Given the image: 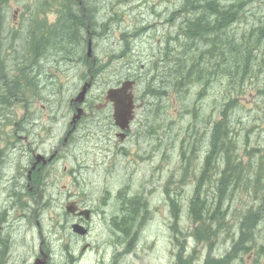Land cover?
<instances>
[{
  "label": "rangeland",
  "instance_id": "rangeland-1",
  "mask_svg": "<svg viewBox=\"0 0 264 264\" xmlns=\"http://www.w3.org/2000/svg\"><path fill=\"white\" fill-rule=\"evenodd\" d=\"M88 1L95 15L97 31V36L92 39L91 54L97 58L96 63L105 66L88 91L87 99L105 93L109 87L128 79L124 78L127 75H138L135 89L138 95L142 96L141 92L147 85L154 89H168L166 95L158 100V108L155 98L149 93L145 96L140 111L146 108L147 102L148 110H144L143 115L146 121L140 126L135 123L125 141L114 136L113 132L110 138L104 134L110 142L102 141L98 128L87 117L72 132L69 143L62 145L66 132L72 126L73 130L76 123L70 124V101L73 102L72 99L87 81L81 80L87 68L82 63L55 60L48 52L31 64L36 72L37 93L30 89L20 103L6 106L3 112L9 115V122H3L4 117L0 116V155H7V160L13 165L19 160L24 163L28 158L26 155H51L57 146L61 147L56 155H89L91 158L94 155H112L114 166L110 165L112 159L108 165L113 168L109 171L111 174L87 176L94 186L90 196L96 200L99 198L98 190L93 189H100L106 184L105 180L112 189L115 187L114 191L122 183H129L131 192L141 197L147 206V215L143 221L131 225L130 233L126 235L119 233L110 222L97 219L92 224L91 234L85 239L96 246L95 251L112 232L113 239L118 241L115 264H182L179 256L185 261L189 259L188 264H204L207 256L218 260L232 245L234 236L231 228L238 231L246 209L256 210L260 200L245 187L247 191L241 187L236 188L232 195H226L222 201L227 206L225 221L228 226L226 230H217L210 240L211 245L206 241L197 242L192 234L196 223L190 217V200L204 168L212 121L218 110L216 106L229 85L232 87L230 97L238 95V105L232 115V125L239 132L237 155L246 163H254L259 155L246 154L252 148H259L264 156V74L260 71L257 76L241 83L238 79L232 82L229 75L219 76L206 83L205 87L196 81L185 85L187 91L176 90L172 87L173 78L165 79L164 71L167 66H175L181 60H174L175 54L183 56L184 61L193 57L178 52L184 42L180 34L183 0ZM31 4L32 0H9L5 9L6 26L13 31L22 30ZM114 14H117L115 20H109V16ZM243 14L245 16L231 27L238 33L246 31L253 22L257 24L258 19L264 21V0H252ZM255 16L258 18L255 19ZM105 20L108 26L101 28ZM125 37L131 47L123 53L122 38ZM16 44L21 56V43ZM166 46L175 49L169 51L168 62L163 63ZM261 51H264V46ZM197 53L198 50L195 51ZM9 64L10 67L14 65ZM162 77L164 81L160 80ZM95 103L98 104V101ZM73 161L69 158L65 164L71 167ZM219 165L220 168L208 170L199 190L201 197L206 196L210 209L213 206L212 197L215 198L218 193V190L216 194L214 191L222 167ZM62 166L63 161L60 160L54 168H58L60 173ZM51 180H57V183L44 186L39 192L21 191L20 187H13V166L0 171V217L9 216L10 223L5 234L11 241L5 252H0L3 264H28L38 248L39 232H50L52 238L64 231L62 220H57V213L64 211L58 201H64L66 191L62 184H68L67 177L48 176V183ZM14 188L18 191L12 190ZM86 193L90 192L87 190ZM174 201L176 208L172 205ZM36 219L39 225H36ZM252 238L250 248L230 259L228 264H264V215L257 223ZM124 241H129V244L123 245ZM95 251H87L82 264H93L98 255ZM25 259L29 260L24 262Z\"/></svg>",
  "mask_w": 264,
  "mask_h": 264
},
{
  "label": "trees",
  "instance_id": "trees-1",
  "mask_svg": "<svg viewBox=\"0 0 264 264\" xmlns=\"http://www.w3.org/2000/svg\"><path fill=\"white\" fill-rule=\"evenodd\" d=\"M8 1L0 0V116L4 117L3 122H9V115L3 112L6 106L12 107L20 103L26 97V91L30 89L33 93H37L36 72L31 64L47 55L48 52H51L55 60L82 63L87 68L81 80L91 81L88 93L105 66V64L96 63L97 58L92 54L87 55L88 38L91 39L92 52V39L97 36L95 15L92 13L89 1L32 0L31 8L26 11L27 20H24L22 30L15 31L6 26L5 9ZM251 3L252 0L229 2L183 0L181 9L183 26L180 34L184 42L178 52L182 55L185 53L187 57L192 55L193 57L190 61H184L183 56L177 57L175 54L173 59L181 58V60L170 68L166 65L164 78H173L172 87L187 91L185 85L191 82L199 81L205 87L206 83L216 80L219 76L229 75L232 82L238 79L241 83L257 76L260 71L264 74V51H261V47L264 46V21L258 19L257 24L253 22L246 31L241 33L231 28L241 20L242 16H245L243 13ZM51 16L53 19H50ZM115 16L117 14L110 15L108 19L115 20ZM257 18L255 16V19ZM100 26L105 28L108 22L105 20ZM122 40V51L126 53L131 45L127 37ZM19 41L22 46L21 56L16 44ZM165 48L166 62L161 57L163 63L168 62L169 51L175 49L173 47L170 49L168 46ZM196 50H198L197 54H195ZM10 62L14 64L12 67ZM129 76L131 75L124 78ZM164 78L160 80L164 81ZM231 90L232 87L229 85L227 92L224 90L220 104L216 106L218 110L212 121L204 168L200 173L195 194L190 200V217L192 222L196 223L192 234L197 242L206 241L211 245L210 240L217 234V230L219 228L226 230L228 225L225 221V209L227 206H224L222 200L226 195H232L236 188H249L248 190L260 200V204L256 210L250 207L246 209L242 216L243 221L238 224V231L235 232L231 228L234 238L230 249L217 258L218 260L207 256L204 264H228L230 259L248 250L252 244L255 227L264 215V156L260 154L259 148H252L246 155H259L254 163L251 161L246 163L238 157L239 132L232 125L233 109L238 105V95L230 97ZM167 91L168 89L163 87L154 89L147 85L141 94L145 96L149 93L155 98V104L159 105L158 100L166 95ZM86 96V100L93 104L95 98L87 99ZM219 164L222 167L219 169L214 191L215 193L218 190V193H215V198L212 197L213 206L210 209L206 196L201 197L199 190L205 176L207 178L208 170L220 168ZM172 205L176 208L175 201ZM179 259L182 264H188L189 259L185 261L182 256H179Z\"/></svg>",
  "mask_w": 264,
  "mask_h": 264
},
{
  "label": "flooded vegetation",
  "instance_id": "flooded-vegetation-1",
  "mask_svg": "<svg viewBox=\"0 0 264 264\" xmlns=\"http://www.w3.org/2000/svg\"><path fill=\"white\" fill-rule=\"evenodd\" d=\"M142 29V28H141ZM140 29V30H141ZM127 30V29H126ZM143 30V29H142ZM138 76V75H137ZM128 79L133 80L134 84L132 87L133 94V109L132 118L128 122V126L121 130L114 121L113 117V105L112 102L106 100V92L100 93L94 99L92 104L86 98L84 99L81 107L83 109L80 118L76 121L73 130H68L63 138L62 145L69 143V138L77 125L84 119L89 117L96 128H98L99 137L102 141L107 139L104 134L110 138L113 132L114 136L118 137L121 141H125L129 138L132 133V126L136 123L140 126V123L146 121L144 117V110L147 109V102H145L146 108L140 111L142 106V100L145 96L138 95L135 90L136 87V76L131 75ZM127 80V79H125ZM124 81V80H123ZM122 81L114 84L111 87H117ZM109 87V88H111ZM108 88V89H109ZM107 91V90H106ZM141 99V101H140ZM98 101V104L95 101ZM153 106V103H151ZM160 104V103H159ZM156 105V104H155ZM158 108L159 105H156ZM76 106L70 101L71 116L75 114ZM154 113V111L152 110ZM156 114V113H154ZM90 121V122H91ZM61 146H57L55 151L51 155H26L28 157L24 163H14V165L7 160V155H0V171L3 172L8 168L14 167V178L13 187H20L21 191H32L39 192L44 186L57 183V180H51L48 183V176L58 175L67 177L66 183L62 184V187L66 191L64 201H58V205H62L64 211L58 212V221L62 220V226L64 231L59 232L58 235L51 238L50 232L42 233L39 232V244L36 252L32 256V260L28 261V264H82L87 257V251H95L96 247L93 243L86 241L88 235L91 234L92 224L98 219L103 222H110L113 227L118 230L121 234H129L128 230L130 226L141 222L147 215V206L144 205L143 199L138 195H134L131 192V184H121L118 189H112L107 183L101 185L98 190L97 200L91 197V189L94 188L93 184L89 182L87 176L93 174H104L109 171H113L114 162L112 155H94V158L89 155H56L58 149ZM25 157V156H24ZM74 160L73 165L65 164L67 159ZM112 167L108 166L110 160ZM63 161L61 174L58 168H54L55 165L60 161ZM99 160V161H98ZM102 166H105L102 168ZM5 174H8L5 172ZM19 178V179H18ZM18 181L16 182V180ZM17 190L18 189H12ZM90 193H86V191ZM103 191V193L101 192ZM137 197V202L134 201ZM113 202V203H112ZM62 203V204H61ZM136 203V206L134 205ZM34 213L33 216H35ZM2 217V215H0ZM0 217V252H5L10 246V239L6 237V231L9 221V216L5 218ZM109 217V219H108ZM61 219V220H60ZM79 225L85 229L84 233H79L74 230L73 225ZM36 225H39L36 219ZM110 233L109 239H105L98 247L95 252L98 251L97 259L92 261L93 264H115L116 254L118 249V241L113 239L112 232ZM5 234V235H4ZM82 242V243H81ZM125 243V244H124ZM123 245L127 246L129 241H124ZM102 245V246H101ZM100 247V248H99ZM99 248V249H98ZM29 259H25L27 261ZM3 264V260L0 256V264Z\"/></svg>",
  "mask_w": 264,
  "mask_h": 264
},
{
  "label": "water",
  "instance_id": "water-1",
  "mask_svg": "<svg viewBox=\"0 0 264 264\" xmlns=\"http://www.w3.org/2000/svg\"><path fill=\"white\" fill-rule=\"evenodd\" d=\"M87 55L91 56V39L88 38ZM134 81L127 79L121 82L117 87H111L106 91V100L112 102L113 105V117L115 124L124 130L128 126L129 120L132 118L133 109V94L132 87ZM91 86V81H86L81 86L79 92L72 99L76 106V113L71 118V124H74L81 116L83 111L81 104L83 103L87 90ZM72 130V129H71ZM41 155V154H38ZM73 228L79 233H84L85 229L79 225L74 224Z\"/></svg>",
  "mask_w": 264,
  "mask_h": 264
},
{
  "label": "bare ground",
  "instance_id": "bare-ground-1",
  "mask_svg": "<svg viewBox=\"0 0 264 264\" xmlns=\"http://www.w3.org/2000/svg\"><path fill=\"white\" fill-rule=\"evenodd\" d=\"M33 83V82H32Z\"/></svg>",
  "mask_w": 264,
  "mask_h": 264
}]
</instances>
